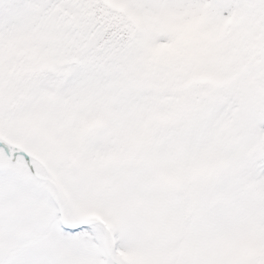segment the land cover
Listing matches in <instances>:
<instances>
[{
    "label": "snow or ice",
    "instance_id": "6c2138e0",
    "mask_svg": "<svg viewBox=\"0 0 264 264\" xmlns=\"http://www.w3.org/2000/svg\"><path fill=\"white\" fill-rule=\"evenodd\" d=\"M0 264H264V0H0Z\"/></svg>",
    "mask_w": 264,
    "mask_h": 264
}]
</instances>
